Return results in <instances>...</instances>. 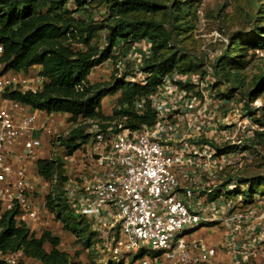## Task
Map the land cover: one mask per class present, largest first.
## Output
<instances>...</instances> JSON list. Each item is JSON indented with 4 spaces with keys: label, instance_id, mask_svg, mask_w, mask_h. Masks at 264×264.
Masks as SVG:
<instances>
[{
    "label": "built area",
    "instance_id": "obj_1",
    "mask_svg": "<svg viewBox=\"0 0 264 264\" xmlns=\"http://www.w3.org/2000/svg\"><path fill=\"white\" fill-rule=\"evenodd\" d=\"M150 53L146 40L130 49L118 63L131 71L126 81L145 84L138 67ZM206 73L204 80L176 71L160 77L148 97L151 125L116 130L91 125L88 141L76 150L83 154L82 169L64 183L74 215L85 219L108 248L153 254L140 264H215L217 250L195 233L220 221L221 211L227 213V264H255L250 260L264 255V214L233 213L243 200L227 196L233 182L215 190L214 173L243 161L242 140L235 133L241 125L249 127L250 119L241 103L216 99L211 67ZM42 82L38 73L3 71L0 63V217L15 211L14 222L30 230L45 207L44 199L35 197L37 185L29 171L42 149L34 133L51 136L54 122L44 116L38 126L40 112L3 95L7 90L35 93ZM227 109L230 114L220 117ZM133 111L142 116V99L133 103ZM223 146L235 150L218 154ZM22 258L21 251L0 254V264H19Z\"/></svg>",
    "mask_w": 264,
    "mask_h": 264
},
{
    "label": "trees",
    "instance_id": "obj_2",
    "mask_svg": "<svg viewBox=\"0 0 264 264\" xmlns=\"http://www.w3.org/2000/svg\"><path fill=\"white\" fill-rule=\"evenodd\" d=\"M94 1L0 0V63L3 71L26 74L31 67L39 66L38 74L43 78L40 90L35 93L7 90L3 97L46 116H67L69 126L73 127L68 137L57 139L66 156L88 141L90 135L84 133L85 128L80 123L101 118L100 103L103 97L119 92L116 100L119 109L113 115L124 118L122 127L136 129L151 125L154 121L147 97L156 92L160 77L173 71L199 74L200 79L207 74L206 71L195 72L189 64L175 66V52L172 47L166 48L175 38L176 32L178 35L190 28L183 21L186 10L191 6L190 1L173 0L174 3L166 8L167 20L164 22L144 19L142 15L131 16L134 12L155 13L160 7L163 8L154 0H97L99 8L93 4ZM259 30H264V27ZM143 40L150 43L151 50L138 67L146 75L144 85L126 83L123 76L114 79L112 84L89 82L91 71L115 56L118 48L122 47L120 50L123 53L127 47ZM236 41L242 40L237 38ZM262 41V37L256 36L255 41L244 43L243 50L264 48ZM235 48L231 45L223 51L211 69L215 75L223 71L227 80L232 78L233 83L241 87L243 81L238 71L245 66L242 60L244 55L235 56ZM257 80L255 89L263 85L264 73ZM252 93L254 90L248 91L246 95ZM141 98L144 99L143 114L138 116L133 111V103ZM241 104L245 114L250 116V105L243 101ZM117 126L111 128L116 130ZM252 138L264 143V133L253 132ZM233 150L235 147L223 146L218 154ZM54 165L52 160L39 159L36 172L44 180L51 181L56 168ZM231 169L235 168L216 171L214 180L220 179L219 175ZM65 181V177L60 178L57 187H62ZM230 182L234 183L235 188L226 194L228 197L243 192L234 180L230 179L225 185ZM257 184L249 182L246 185V198L250 199L256 194ZM61 194V197L47 194L44 197L45 208L55 220L60 221L64 230L87 248L91 244L90 236L95 233H87L90 225L85 219L71 215L73 209L63 196L64 192ZM14 213L4 212L0 217V254L21 251L23 258L38 264H80L58 248L59 239L49 231H42L36 238L27 226L17 225L13 220ZM44 244H48L49 250H45ZM141 256L142 253L135 259ZM250 262L254 261L251 259Z\"/></svg>",
    "mask_w": 264,
    "mask_h": 264
},
{
    "label": "rangeland",
    "instance_id": "obj_3",
    "mask_svg": "<svg viewBox=\"0 0 264 264\" xmlns=\"http://www.w3.org/2000/svg\"><path fill=\"white\" fill-rule=\"evenodd\" d=\"M154 1L158 2L163 8L160 7L155 13L134 12L131 16L140 17L142 15L144 19L158 22L166 21V8L174 3L173 0ZM180 1H190L191 6L186 10V17L183 20L190 28L178 35V32H176L173 41L166 45V48L172 47V51L175 52V66L189 64L193 66L195 72L206 71L208 67L212 68L215 65L221 53L226 51L231 45L236 47L235 56L244 55V58L239 56L245 63V66L238 71L243 81L241 87H237L233 83L232 78L227 80L223 71L216 73L217 75L215 73L212 75L214 81L211 87L215 92L216 99L221 98L225 101L236 103V106L243 101L250 105L251 110V115L248 116V119H250L249 127L241 125L239 129L236 128L238 130L235 133V137L239 140L241 139L243 144L244 158L241 166L226 170L223 175H219L220 179L216 178L215 180V190L224 187L230 179L238 182L240 185H238L239 189L243 192H240L237 196L239 195L243 200L240 205H235L233 213L236 211V213L242 215L246 212H252L255 214L254 216L259 215L260 217V215L264 214V143L259 142L256 138L253 139L252 133H264V80L263 85L255 89L258 84L257 77L264 73V48L255 50H243V48L245 47V42L255 41L256 36L264 39V30H259L264 27V0ZM93 4L97 8L100 6L97 0ZM237 38L242 41L237 42ZM121 48H118V54L115 53V56L91 71L88 76L90 83L112 84L114 79L121 76L125 78L131 72L128 67L119 68L118 63L125 59L133 46L127 47V51L124 50L125 52L123 53H121ZM124 82L127 83L128 81L124 79ZM251 90H254V93L249 96L246 95ZM118 96L119 92L103 97L100 103L101 118L99 120L80 123L85 128V134L89 133L91 125H96L102 130L114 125L121 127L124 118L113 115L119 109L116 103ZM141 99L144 101L143 98ZM229 111V109L221 110L219 113L220 117L230 114ZM235 114L232 111V115ZM56 118L53 117L52 135L46 137L43 141V151L45 152L43 156H45V159L54 161V166L56 167L53 179L46 181L37 174L35 169L33 170L37 185L35 197L39 200L41 198L44 199L47 194L61 197L64 185L57 187L58 180L62 177L68 179V177L74 176L77 171L82 169V166L78 164L79 162L82 163L83 159L81 151H76L73 155L66 156L64 148L57 141L60 137H68L67 134L73 126H69L66 118ZM249 182L258 183L255 187L257 192L250 199L244 196L246 194V185ZM234 196L236 195H232V197ZM44 209L46 210L45 207ZM71 215H74L73 210H71ZM45 216L49 217L48 215ZM48 222L49 225H47L46 231H49L52 236L59 239L58 248L67 253L72 261L80 264H140L142 258L146 260L153 258V254L145 249L137 252H127L121 250L118 245L117 249L112 250L96 234L90 236L91 244L86 248L72 234L64 230L60 221L55 220L54 216ZM87 233L92 232L88 229ZM200 236L204 239L206 245L215 248L218 254L221 253L215 264H224V261L228 263L226 253L228 244H226V239L229 236V232L227 226L215 222L200 231ZM45 249L49 250V246L45 245ZM76 252L78 255H75ZM141 253L142 256L135 259ZM253 260L255 264H264V255L260 254ZM26 264H36V262L28 260Z\"/></svg>",
    "mask_w": 264,
    "mask_h": 264
},
{
    "label": "crops",
    "instance_id": "obj_4",
    "mask_svg": "<svg viewBox=\"0 0 264 264\" xmlns=\"http://www.w3.org/2000/svg\"><path fill=\"white\" fill-rule=\"evenodd\" d=\"M40 71V68H39V66H34V67H31L28 71H27V74L28 73H38ZM40 116H39V118H38V126H42L43 125V122H44V116H46L45 114H43V113H41L40 112ZM54 117V118H56V119H63V118H66L67 116H65V115H50V117ZM48 117V116H47ZM34 136L35 137H38L41 141H42V149H41V151H40V153H39V158L40 159H45V156H43L44 154H45V152L43 151V141H44V139H45V137L44 136H42V134H41V132L40 131H36L35 133H34ZM12 152H14V151H12ZM36 170V164L35 165H31L30 166V172H32L33 170ZM191 176H194V173H192L191 174ZM218 194V193H217ZM209 198L211 197V195L210 196H208ZM208 198V199H209ZM211 199H213V197L211 198ZM210 199V200H211ZM226 201V200H225ZM45 215H48L49 217H47V216H45ZM218 215H219V218L221 219L220 221H216V223H220V225H224V226H226L225 225V223H226V216H227V213H225L224 211H221V213H218ZM50 218H53V214H51V213H49L48 212V210L46 209H43V210H41L40 212H39V219L36 221V223L35 224H33V226H32V229L30 230V232L32 233V235L34 236V237H39V235L41 234V232L42 231H46V228H47V225H49L48 223V220L50 219ZM213 223H215V222H213ZM213 223H211V224H213ZM208 225H210V224H208ZM207 227V226H206ZM206 227H201V228H198L197 229V231H196V233H195V235H198L199 237H201L200 236V231H202V230H204ZM45 229V230H44ZM48 230V229H47ZM45 245H48V244H44V248H45ZM46 250V249H45ZM221 253H219L218 254V252H217V255L219 256ZM218 256H217V259H218ZM228 256V255H227ZM143 259V258H142ZM141 259V260H142ZM227 261L229 262V256L227 257ZM22 263L21 264H26L27 263V261L28 260H30V259H25V258H22ZM32 261V260H31ZM224 264H227V262L226 261H224L223 262ZM36 264H38L37 262H36Z\"/></svg>",
    "mask_w": 264,
    "mask_h": 264
}]
</instances>
